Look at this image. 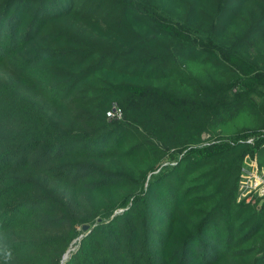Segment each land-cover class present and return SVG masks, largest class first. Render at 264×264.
Wrapping results in <instances>:
<instances>
[{"label":"trees","instance_id":"1","mask_svg":"<svg viewBox=\"0 0 264 264\" xmlns=\"http://www.w3.org/2000/svg\"><path fill=\"white\" fill-rule=\"evenodd\" d=\"M163 1L0 0V264H264V201H238L260 147L238 139L264 121L201 142L230 90L264 84L242 53L264 0H209L203 30ZM242 6L246 34L222 41ZM197 58L227 76L182 69Z\"/></svg>","mask_w":264,"mask_h":264},{"label":"rangeland","instance_id":"2","mask_svg":"<svg viewBox=\"0 0 264 264\" xmlns=\"http://www.w3.org/2000/svg\"><path fill=\"white\" fill-rule=\"evenodd\" d=\"M163 4V12L166 16L171 17L175 21L186 23L189 26L192 25L199 27L201 30H203V26L206 27L208 24L207 15L214 7L213 1L210 2L209 0H164ZM192 4L194 5L193 7H191ZM248 19V7L242 6L238 13L234 16L232 15L230 18H227V23L223 25L225 30L222 31L218 37L224 42H230L237 39L239 34H246V30L249 26L246 23ZM88 29H91V27ZM95 33L100 35L99 30H96ZM245 39L246 40L243 42L247 43L242 53L264 70V27L253 34L247 33ZM184 62L186 63L182 65V69L190 75H195V78L202 82H208L209 78L213 77H215V79L222 80L227 76L228 70L223 64L219 66H213L211 64L208 65L199 58L193 61ZM240 91L243 92V97L239 100L236 99V101L240 102L237 109L238 111H233L230 117L222 119L219 118L220 120L217 122L215 127H210L209 130L202 133L201 142L216 140L218 137L235 133L242 127L253 126L254 124H259L264 121V111L261 112V109L264 107V84L258 83L253 85L251 89H249L246 85L239 84L238 87H235L228 92L229 99H233L236 96V93ZM114 107H117V105L114 104ZM179 156H181V153L172 150V152L162 159V165L174 163V160H176ZM107 163L111 167V164L114 162L107 161ZM112 166L115 165L112 164ZM123 190H127V188L123 186L111 195L117 197L121 192H123ZM93 204H99V202H90L91 207ZM256 206L260 208L261 205L257 204ZM75 247L76 245L72 244L66 252L67 254L65 256V260Z\"/></svg>","mask_w":264,"mask_h":264},{"label":"built area","instance_id":"3","mask_svg":"<svg viewBox=\"0 0 264 264\" xmlns=\"http://www.w3.org/2000/svg\"><path fill=\"white\" fill-rule=\"evenodd\" d=\"M108 115L121 116V109L114 107ZM226 140L235 142L233 139ZM239 141L252 145L260 143L258 151L244 158L238 183V201L257 205L264 201V128L252 131Z\"/></svg>","mask_w":264,"mask_h":264},{"label":"water","instance_id":"4","mask_svg":"<svg viewBox=\"0 0 264 264\" xmlns=\"http://www.w3.org/2000/svg\"><path fill=\"white\" fill-rule=\"evenodd\" d=\"M98 220L100 221L101 218H99ZM82 229H83V230H89V229H90V225H89L88 223H85V224L82 225ZM66 254H67V253H65V255H66Z\"/></svg>","mask_w":264,"mask_h":264},{"label":"bare ground","instance_id":"5","mask_svg":"<svg viewBox=\"0 0 264 264\" xmlns=\"http://www.w3.org/2000/svg\"><path fill=\"white\" fill-rule=\"evenodd\" d=\"M66 256V255H65Z\"/></svg>","mask_w":264,"mask_h":264}]
</instances>
